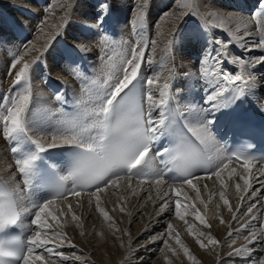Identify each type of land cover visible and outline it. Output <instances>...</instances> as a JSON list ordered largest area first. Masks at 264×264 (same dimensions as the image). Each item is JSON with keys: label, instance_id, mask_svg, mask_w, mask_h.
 <instances>
[{"label": "bare ground", "instance_id": "6f19581e", "mask_svg": "<svg viewBox=\"0 0 264 264\" xmlns=\"http://www.w3.org/2000/svg\"><path fill=\"white\" fill-rule=\"evenodd\" d=\"M26 1L27 0H1L0 3L4 4V7H12L15 3H18V5L27 4L28 6L34 7L32 6L34 3L31 0ZM52 1H46L49 6H47L48 8L46 11L41 10V17L38 19L39 22L37 21L40 25V29L37 34H35L32 41L24 45V49L20 52V54L16 51L18 46H16L15 42H13L12 35L6 31L8 30V27L3 24L5 23L4 19L0 17V73L3 71L6 72L7 69H10V54L16 55L14 60L23 56L22 62H30V64L37 63V61H39V56L42 57L44 54L43 52L45 51L44 48L52 41L53 36L55 37V35H57L56 31L58 30L62 19L66 16V12H68L71 8L74 0ZM230 1L232 0H148L147 6L144 9H141L139 6L130 12L132 14L129 19L136 20L134 19L135 17H138L139 19L140 12L143 11V16L148 15V19L151 24L153 21L154 28L151 36V54L153 57V63L156 67L160 62L169 75V77L164 78L163 75L156 73L153 76L154 83L150 89H146L145 82L142 83L143 93H145L146 90H150L154 99L159 102L161 92H163V99L166 104L165 96L167 92L173 91L174 89L178 107L180 112H185L184 118L185 122L188 124H193L197 120L203 123L211 121L210 129H212V125L214 123L213 120L221 108L223 97L221 94L217 97V101L206 102L208 95L216 91L215 88L209 85V81L215 79L219 87L222 88L225 85H228L229 83L224 82L217 76V73L221 71L229 74L243 75L244 77H248L251 72L256 76L257 87L254 89L249 88V91L256 102L257 108L264 115V64L252 66L249 63V61L254 57L264 56V44L258 43L260 39H264V9H259L262 10V12H258L255 15L254 20H252L250 16L244 15L241 11L239 12L238 10H235L237 6H250L255 0H244L240 3H237L239 0H234L235 6H230ZM89 2L90 1L88 0L77 1L76 12L72 15L74 18L80 20L78 23L85 21V23L87 22L90 24V21H87V19L84 18L92 16L95 10L93 7L94 5ZM143 3L144 0H138L137 3H134L132 0L111 1V8L116 13L115 17L117 22L120 23L116 26L118 34L122 33V37L119 36V38L115 41L117 45L116 48H118L119 51L120 49L125 50V48L128 50L129 46L126 44L125 37L123 36L125 34V29H127V26L124 27L122 23L128 15L126 12H128L129 7L133 8ZM194 4L195 6H193ZM190 6L195 7L197 11L194 12L193 22L194 20L195 22H192L193 25L199 21L202 22L204 26H207V31L209 30V32L212 33V38L216 39L215 41L220 40L222 43H226H223L222 47H218L216 44H214V46H212V44L209 46L208 43V45H206V40L202 37V41L199 43L200 47L198 44L195 48L199 49L196 50L194 49V41L196 40L191 38L193 34L192 32H189L191 31V27L189 26V31H187L188 37L183 38L182 41H178L176 43L174 46L175 50L173 56H171L168 53L171 42L170 39L173 36V33L179 28L178 24H180L181 21H183V19L188 15L189 11H187V9ZM160 7L165 8L164 12L161 17L154 20V17L157 15V11H160ZM181 10H183V14H181ZM244 10L246 11L247 9ZM29 11L35 13L34 11L36 10L32 9ZM139 21L140 20L137 22L139 23ZM78 23L74 26V30H72V32L70 31L71 34L69 36L71 38L76 37L75 40H80L73 42L86 50L85 52H87L89 58V62L85 61L86 65H91L92 62L96 64L99 63L100 57L97 55H104V61L100 59V64H97L96 67L94 65V72H96L97 77L94 76L95 78L93 77V79L89 77V80L90 78L93 80L92 83L89 82L90 84H83L82 87H72V89H70V93L78 99V102H82L84 106L85 103L95 102L96 98L98 99V94L102 93L107 85L115 82V80L112 79H116L118 76V66L114 65V63L125 58L123 56L119 57V55L114 60L110 59L107 55L106 57V46L109 45L102 43V39H100V43L97 39L89 37L88 34L86 35L83 31L81 32L78 28ZM128 23L129 22H127V24ZM141 24L142 22L140 25ZM208 24L212 26H209ZM256 27L259 31L255 30ZM221 30L227 31L226 33L229 34L233 42L230 38V40L224 38L226 34L223 32L220 33ZM249 32L251 34L246 35V33ZM153 41L155 42L154 45ZM254 43L259 44V46L252 47ZM216 46L218 48H216ZM213 47L215 49L214 56L212 55ZM54 48H52L53 50L49 52H55ZM200 49H205L203 51L205 56L203 57L201 66H198L196 53H200ZM92 52L93 54L95 53L97 59L96 60L94 58L95 61L91 59L92 57H95L94 55L92 56ZM221 53L224 54L223 59L217 63V59ZM53 54V59L47 60L49 70L59 79L66 81L68 86L69 84L72 86V81L70 80L71 82H68V75L70 74L68 72L74 71L75 67L68 64V68H63V64L60 61L61 59H58L59 54ZM240 58L245 61L243 65L239 63ZM111 60L117 61L110 64ZM112 65L115 66V69L111 67ZM220 66L221 69L219 68ZM19 67L20 65L16 66V68ZM120 67L121 66H119V68ZM12 70L16 72L15 68ZM34 70H37V68H34L33 71ZM174 70L177 72V75L174 78V82H172L171 76L172 71ZM77 71L78 69H76V72ZM205 71H207L208 75L204 74ZM138 75L143 78L146 76L142 70L138 72ZM106 80H110V82H106ZM247 82L249 87L252 81L249 79ZM165 83L168 84L167 88L164 87ZM233 83L235 82H232L231 84ZM37 87H40V89L36 90L34 99L37 107L34 108L33 112L26 117V126L33 133H53L57 128H55L54 124H52L51 118L53 116L50 113H55L56 103L52 101V94L49 93L46 88H43L42 86ZM97 103L98 102L96 101L95 104ZM165 104L164 107L166 108ZM144 106L147 107L146 104H144ZM159 111V108H153V116H157ZM35 112L37 113L33 114ZM76 116L77 117L73 122H90L86 120L84 113L81 111H79ZM33 119L34 121L31 123ZM216 141L219 144V151L214 150L210 153L212 157V167H214L220 159H223L226 156L223 153L219 140L216 139ZM6 145L7 144L4 140H2V137H0V173L8 180L12 188L23 189V192H16V197L18 205L21 209L20 226L25 232V235H27V240L29 236L28 227L30 223L28 215L30 208L36 210L38 205L35 204L37 203L36 201L31 203L30 192L23 188V183L20 179L19 173L10 174L13 173L12 165L16 157H12L10 155V144L7 145V148ZM29 147L31 148L23 156V158L33 155L37 158L38 152L35 145L30 144ZM57 148L58 147L48 149L45 151V156L56 166H60L62 165V162L58 159L56 154ZM12 158H14V160H12ZM151 158H149L148 161L151 160L152 162L153 158ZM35 163L36 161H34V165ZM151 166L154 168L152 163ZM154 169L159 171L156 167ZM228 169H233L234 174L231 178H229ZM241 172H244L245 175L249 177H255V180H250L251 188L248 191H243V179L235 175V173ZM262 172H264V164L260 162L252 163L251 166L248 167L247 165H241L233 160L228 162V168L221 173V179H218L215 176H211L209 178L208 175H203L202 179L193 180V183H195L196 187L199 189V198L196 196V191L188 185L185 184L181 188L180 199L182 203L185 198H187V202L194 205L197 210L196 205L201 201H205L208 204H213V202H215L217 206L215 209H218L219 206V212L221 210L227 212L229 219L231 218V220H233V226L225 228L224 231L222 229L216 245L217 250H222V252L225 253L224 257L216 258L212 264H254L257 256L262 251L258 239L255 243L250 244L248 239H246L249 234L245 236L246 233L251 230H256L257 236H259L261 234L260 229H264V187H261L260 184L257 183V181L264 179V176H261ZM179 181L180 180H175L174 182ZM235 183L241 184L243 192L242 199L236 191ZM222 184L224 185L223 187ZM163 188L164 185H149L147 178H145L143 182L136 178L131 180L125 178L117 181V186L115 188L109 186L103 191L97 193L100 198V208H103L108 213V216H110L109 213H111L112 216H115L116 219H112L115 222L105 219L103 214L99 211L97 208L96 195L89 197L86 193H81V195L77 197L70 194L66 199L55 200L50 208L56 211L59 216V222L50 221V223L53 226V230L59 232L63 236H66L67 239L63 242L59 240L53 241V243L57 246V250L63 253V259L55 254L50 257L52 260H49V257H46V259L49 262L55 261L60 264H161L164 260L163 253L166 249H168V247H164L162 254H159V259H151L155 248L160 246L161 240L164 239L166 242L170 236L175 238V235L177 234H174V232H176L174 229L169 232L166 227V218L169 220L171 217L175 216V200L177 197L174 191L168 193V195L172 197L168 204V208H166L163 212L158 210L161 204V201L157 198L158 192L162 191ZM253 189L255 190V195L251 196L250 199L249 196ZM69 190L71 189H68L67 191L70 192ZM221 191L224 193V198L229 200V205H225L223 203V199H221L220 196ZM42 200H44V196H42ZM46 202L47 200H45L43 204ZM250 203H254L255 206L252 211L248 213L246 212V209ZM27 204L30 205V207H28ZM116 205L119 210H117L116 214H114V210H111L110 212V208L115 207ZM69 206L71 208L70 211L68 210ZM229 207H231V211H229ZM169 209H171V211H169ZM190 213H192V209H188L186 214ZM215 214L216 213L214 212V215ZM74 216L76 217L75 219H73ZM117 216H119V218L121 217V219L126 217V220H123L122 222L128 221V225L126 226V223L122 224V222L117 219ZM109 218L113 217L110 216ZM137 220H139V222L135 223ZM230 223L232 222L230 221ZM170 224L172 225L173 223ZM203 230L205 229L203 228ZM203 230H200V233H204L205 231ZM193 236L194 235H192V237ZM200 241L201 240L199 239V242ZM202 242L204 241L202 240ZM166 244L169 245V243ZM245 247L250 248L251 253L245 252L242 256L230 255V253L235 252L236 249Z\"/></svg>", "mask_w": 264, "mask_h": 264}, {"label": "snow or ice", "instance_id": "6c2138e0", "mask_svg": "<svg viewBox=\"0 0 264 264\" xmlns=\"http://www.w3.org/2000/svg\"><path fill=\"white\" fill-rule=\"evenodd\" d=\"M148 0L140 5L141 9L147 6ZM195 9L191 14H194ZM183 14V10H181ZM139 19L143 21V11L140 12ZM251 33H246L250 35ZM226 43V42H223ZM223 43L220 40L216 41L218 47H222ZM155 42L153 41V45ZM259 44H264V39L259 41ZM259 44L254 43L252 47H258ZM148 48L147 43H137V47L133 48L129 57L123 61L121 75L115 79L114 83L107 85L105 90L98 95V103L93 110L87 115L91 117L90 122H69L63 127H57L53 133H33L26 124V116L29 110L30 96L28 88H24V94H19V91L13 93L10 97H6L5 115L0 117V137H5L10 140H16L21 136H27L38 153H43L50 148H56L67 145H75L81 149L79 157L76 162L74 170L70 175L62 177L60 190L57 198L51 199L39 206L35 212L31 224L35 227L30 231V235L26 240V244L22 247H6L3 241H0V264H48L46 257H52L53 254L64 258L63 253L57 250V246L53 241H65L66 236L53 230L50 221L59 222V216L56 211L52 210L50 206L56 199H66L68 195H75L79 197L81 193H86L89 197L96 195L97 208L103 214L105 219H109L108 213L99 206V195L97 193L103 191L109 186L115 188L117 181L122 179L138 178L141 182L147 178L149 185L155 184L157 186L164 185L162 191L158 192V199L161 201L159 211L163 212L168 208V204L172 197L168 195L169 192L174 191L177 199L175 200L174 215L181 220L185 219L188 209H192L195 218L201 223H205V218L199 211L195 210L194 205L187 202H181V188L183 185H188L196 191V196L199 198L200 192L193 183V180H200L201 175H193L188 173L189 168H199L201 165L211 161L210 153L212 151H219V144L217 143L213 133L211 132V121L207 123L197 120L193 124L185 123L187 135L183 132H177L179 137L176 147L173 149V165L169 166V161H162L165 168L157 171L152 168L151 160L145 162V158L149 156L152 151V142L157 136L164 134L171 130L178 118L183 116V112H176L173 114H166L164 107V93L161 92V98L157 102L150 90H146L143 96H133L127 104L125 100L132 92L133 81L136 80L141 64L146 63L145 49ZM223 53L217 59V63L223 59ZM23 56L16 59L14 63L10 64V70L15 68V83L20 85L21 81L27 83L26 76L30 71V62H22ZM239 63L243 65L245 61L240 58ZM249 63L252 66L257 64H264V56L254 57ZM20 65L19 68H16ZM208 75L207 71L204 73ZM217 76L226 83L232 82H247L251 80L252 83L249 88L257 87L256 76L249 73L248 77L243 75L229 74L226 72H219ZM153 79L145 81L146 89H150L153 85ZM209 85L216 89L212 94L208 95L206 102H215L219 97L223 88L219 87L215 79L209 81ZM23 87V86H22ZM165 88L168 84L165 83ZM127 90V91H126ZM244 89L240 88L243 93ZM59 100V95L56 96ZM143 101V102H142ZM144 104L147 107H144ZM153 108H159L160 111L157 116H153ZM192 111V110H189ZM95 130V131H93ZM12 153L17 152V148L11 149ZM169 153V149L165 148L161 152L153 154L154 156H163ZM35 155L27 158H15L13 173H19L20 179L25 188L30 187L31 178L34 170ZM240 162L239 157L225 156L220 159L211 171L207 173L209 178L215 176L221 179V173L228 168L229 161ZM248 167L251 166L247 159L243 162ZM140 166V167H138ZM145 168L150 169V173L145 172ZM229 178L232 177L233 169H228ZM169 172L179 173L183 176L179 182H171L166 179V174ZM243 179V191H248L251 188L250 180H255V177H249L244 172L235 173ZM264 176V172L261 173ZM72 178L73 187L71 191L64 190V182ZM261 187H264V179L257 181ZM95 186V187H93ZM224 185L222 184V187ZM235 188L240 198H243V192L240 183H235ZM91 189V191H88ZM23 192V189L13 188L12 192L8 193V198L0 201V231L7 227H14L18 225L20 214L17 211L15 201L12 198L16 192ZM255 195L253 189L249 198ZM221 199L225 205H229V200L224 198L223 191L220 192ZM203 203V201H201ZM254 203H250L246 212L250 213L254 207ZM183 209V211H182ZM28 211L27 209H25ZM69 211L71 210L69 206ZM229 207V211H231ZM171 211V209H169ZM76 217L74 216L73 219ZM223 223V221H222ZM169 232L172 231V225L168 224ZM188 231H192L189 227ZM239 231V230H238ZM260 235L257 236L256 230H251L246 237L249 243H255L257 239L260 242L262 251L257 256L254 264H264V229H260ZM176 242L182 244L179 235H175ZM208 239L213 244H217L211 236ZM204 245L201 244V247ZM185 254H189L187 247H184ZM251 253L250 248L236 249L230 255L242 256L243 253ZM190 259H194L190 256Z\"/></svg>", "mask_w": 264, "mask_h": 264}, {"label": "rangeland", "instance_id": "374dc122", "mask_svg": "<svg viewBox=\"0 0 264 264\" xmlns=\"http://www.w3.org/2000/svg\"><path fill=\"white\" fill-rule=\"evenodd\" d=\"M27 1H30V0H27ZM31 1L34 3V5H32L34 7L28 6L27 4L26 5H24V4L18 5V3L13 4L12 7L11 6L4 7L5 5L0 3V17H2L4 19L5 23H3V24H5L6 27H8V30H6V31L12 35L13 42H15L16 46H18L17 50H16L18 52V54H20V52L24 49V45L31 42L33 37L35 36V34H37V32L39 31L40 25L38 23L39 22L38 19L41 17L40 12H41V10L46 11V9L48 8L47 6H49L48 2L52 1V0H31ZM46 1H48V2H46ZM77 1L78 0H74L72 2L71 8L68 10V12H66V14H65L66 16L62 19V22H61L60 26L58 27V30L56 31L57 35H55V37L53 36L52 41L50 43H48L47 46L44 48L45 51L44 52L42 51L44 53L42 55V57L43 56H45V57L42 58L41 56H39V59H38L39 61H37V63H35V64L31 63L30 64L33 67L35 66L34 68H37V70H34V71H36V72H34L33 71L34 68L32 66H30V71L26 76V79H27L26 84L24 83V81H21L20 85L15 83V75H16L15 73L16 72H14V70H12V69H11V72H10V69H7L6 72L3 71L2 73H0L1 74V76H0V107L1 108L0 109H6L7 105H2V104H6V103H2L4 100H6L5 99L6 97H10L13 93H16L17 91H19V94H24V88L25 87L28 88V90H29L28 94L30 96L29 110L27 113V116H28L29 114H31L33 112L34 108L37 107V104L34 102L36 90L40 89V87H37V86H42L43 88H46V90L49 93L55 91V89H57V88H60V90H62V92L64 94H65V88L69 93V92H71L70 89H72V87L78 88L79 86H81V87L83 86V85H80L83 82L81 75H79L78 71L76 72L77 66H74L72 63L76 62V61H79V62H83L85 60L88 61V59H89L88 54H87V52H85L86 51L85 49L81 48L78 44H75L73 42V41H80V40H75L76 37L71 38L69 36L71 34L70 31L72 32V30H74V26L77 25L78 21H80L79 19L74 18V16L72 15V14H75V12H76ZM88 1H90L94 5L93 7L95 9L92 16L84 17L87 19V21H90V24H88L87 22L85 23V21H81L78 23L79 27L78 26L77 27L81 30V32L83 31L86 35L88 34L89 37L97 39V41H99L100 43H101L100 39H102V41H103L102 43L109 45V46H106L107 47L106 48L107 53H105V56L107 55L108 57H110V59H113V60L116 59V57L118 55H119V57L123 56L125 59H127L129 57V55H130L129 53H131L132 49L137 47L138 42L140 44L147 43L148 48L145 49V59L147 62L146 63L142 62L141 68L139 70V71L142 70L146 75V76H144L145 79L142 77V83H144L145 80H147V79H154L153 76L156 73L163 75L164 78L169 77L167 70L164 69V66H162L160 64V62L158 63V66H156V67H155V64L153 63V57L151 54V46H152V41H151L152 37L151 36H152L153 28H154L153 27V24H154L153 21H152V24L149 22L148 15L143 16V21H142L141 25H140L141 20L138 19V17L134 18L136 20L129 19L131 17L130 15L132 14L130 12H132L133 10L138 8L140 6V4L138 6L133 7V8L129 7L128 12H126L128 15L125 18V21H123L122 23H123L124 27L127 26L126 27L127 29H125V34L123 36L125 37L126 44H128L129 46H128V50L125 48V50L120 49V51H119V49L116 48L117 45H116L115 41L117 40V38H119V36L122 37L121 36L122 33L118 34V31L116 28V26H118V24H120V23L117 22V19L115 17L116 13L111 8V1L112 0H93V1L88 0ZM132 1L134 3H137L138 0H132ZM242 1H244V0H239V1H237V3L238 2L240 3ZM0 2H1V0H0ZM263 3H264V0H263V2H262V0H259L258 2H257V0H255L253 3H251L250 6H246L247 8L244 7L243 5L240 7L237 6L238 9L236 8L235 11H237V10L239 12L241 11L242 13H244V15H248V16H250V18L252 20H254L255 15L259 11L262 12V10H259L256 13V10H257L256 8L260 4L262 5ZM193 6H195V4ZM230 6H235L234 0L230 1ZM252 8L254 10H253V12L250 13ZM32 9L36 10L37 12L36 11H34L35 13H33L32 11L30 12L29 10H32ZM164 9L165 8L160 7V11L159 12L157 11V15H156V17H154V20L155 19L157 20L158 17H161V15L164 12ZM193 9H195V7L190 6L187 9V11L192 12ZM244 9H247V10L245 11ZM261 9H264V8H261ZM248 10H250V11H248ZM195 11H196V9H195ZM189 12H188V15L183 19V21H181V23L178 24L179 28L173 33V36L171 37L172 40L170 39V41L173 44V47L176 45V43L178 41L180 42L183 40V38L188 37L187 31H189L188 30L189 26L191 27V31H189V32H192V34H193V36L191 38H194L196 40V41H194V49H196L195 47L198 46L199 43H201L202 37L204 40H206L205 41L206 45L209 44V46H210L211 45V39H212V33L209 32V30L207 31V26L206 25L204 26L203 23L200 21L197 22L195 25H193V23L195 22V20L193 22V19H194L193 16L195 13L191 14ZM89 17H91V18H89ZM138 20H140L139 23L137 22ZM201 21H203V20H201ZM127 22H129V23L127 24ZM208 25L212 26L210 24H208ZM203 26H204V28H203ZM59 28H61V29H59ZM255 30L259 31V29L257 27L255 28ZM221 32L226 34L224 36V38H226L227 35L229 36V34L226 33L227 31L221 30L220 33ZM21 33H25V35H27V36H23ZM215 36H216V33H215ZM220 36H221V34H220ZM197 38H198V41H197ZM227 39H229V38H227ZM230 39H232V38H230ZM0 40H1V38H0ZM127 40H128V42H127ZM54 46H55V48H54ZM199 47H200V44H199ZM236 47H237V45H236ZM52 48H54V50H55V52H53V53L59 54L58 59H61L60 61L63 64V68L64 67L68 68L67 67L68 64L75 67L74 71L68 72V73H70L68 75L69 76L68 82L72 81L71 82V83H73L72 86L70 84L68 86L66 81L59 79L58 77L55 76V74H52V72L49 70V67L47 65V62H48L47 60L53 59V57H54V56H52L53 53H50L53 50ZM74 48L77 49V51ZM216 48H218V47L216 46ZM198 49H196V50H198ZM174 50H175V47H174ZM204 50L205 49L201 50L200 53H196V57H197L196 61H197L198 66H201V62L203 61V57L205 56V54L203 52ZM121 52H123V53H121ZM214 53H215V49L213 47V51H212L213 56L215 55ZM93 55L95 56V53L93 54V52H92V56ZM15 56L16 55L10 54V61H11L10 64L15 62V60H14L16 58ZM48 56H50V57H48ZM97 56L100 57L99 63H97V64H100L101 60L104 61V57H103L104 55H100V56L97 55ZM94 58L96 59V56L92 57L91 59H93L95 61ZM125 59H122L119 61L115 60L117 62L111 60V62H110V64L115 62L114 65L118 66V70H117L118 76L117 77H119L121 75L120 69L124 66L123 61ZM62 60H63V62H62ZM41 63L43 64L44 68H39L41 66ZM92 63H91V65H86L87 67H90L89 68L90 72L93 71L92 75L89 76V73H87L85 71H83V72L80 71L85 76H88V84H90L89 82L92 83V81H93L92 79L94 76L97 77L96 72H94V65L96 67L97 64L94 62H92ZM36 64H37V67H36ZM62 64H61V66H62ZM114 65L111 66V67H113V69H115ZM119 66H121V67L119 68ZM69 69H71V68H69ZM89 77H91L92 79L90 78V80H89ZM112 80H115V79H112ZM106 82H110V80H106ZM34 83L35 84L37 83L36 86ZM64 86H65V88H64ZM67 87H69V88H67ZM52 89H53V91H52ZM71 102L75 106L78 103V99L74 96V98L71 100ZM55 106H56L55 113L54 114H53V112L50 113L54 118L57 116V109L59 108V107H57V105H55ZM36 113L37 112H35L33 114H36ZM53 117L51 118V121L53 123H56V121ZM33 121H34V119L31 121V123H33ZM64 121L67 122V118H65ZM21 137L24 138L25 136H21ZM2 140H4V142H7L10 139L2 137ZM11 146L12 145L10 144L9 145L10 149H11ZM6 148H7V145H6ZM22 149H24V148L19 146V148L17 150L22 151ZM12 160H14V158H12ZM196 207H197V211H199V213L202 216H204L206 224L200 223L199 220H197L195 218L193 211L190 214H186L184 220L178 219V217H176V216L171 217L169 220H168V218H166V227L168 224L173 223L172 229H174L176 231V232H174V234L177 233L179 235V238L182 241V244H178L176 242V238H174L172 236H170L166 240V242L163 239V240H161L160 246H158V248H155V251L153 252L151 259H157L159 257V254H162V250H164L165 246L168 247V249L165 248L166 250L163 253L164 254L163 262H165V263L162 262L161 264H212L216 258H218V257L223 258L224 257L225 253L222 252V250H219V249L217 250L216 249L217 244H213L212 241H210L208 239V236H211L215 241L216 240L218 241L219 236H220V232L222 231V229L224 231L225 228L233 226V220H231V218L229 219V215L227 214V212L222 211V210L219 212V210H220L219 206H218L219 210L215 209L217 207L215 202H213V204H208L207 202L203 201V203L202 202L198 203L196 205ZM111 210H114V214H116V212H117V210H119V208L116 205L115 207L110 208V212H111ZM214 212L216 213L215 215H214ZM109 215L111 217H113V218H109L110 221H114L112 219H116V217L112 216L111 213H109ZM117 219H119L122 222L123 220H126V217L124 219H121V217L119 218V216H117ZM222 221H223V223H222ZM230 221L232 223H230ZM137 222H139V220L135 221V223H137ZM116 223H117V221H116ZM123 223L124 224L126 223V226H127L129 222L124 221V222H122V224ZM182 224H184V225H182ZM189 227L192 228L191 232L190 231L188 232ZM203 228L205 230H203ZM200 230H203L205 232L200 233ZM128 233H131V232H128ZM248 234H249V232L246 233L245 236H247ZM192 235H194V236L192 237ZM199 239L201 240L200 241L201 243L199 242ZM202 240L204 242L207 241L208 243L206 242L207 243L206 244V243L202 242ZM166 243H169V245H167ZM170 244H171V246H170ZM201 244H203L204 246L201 247ZM184 247L188 248L189 254L194 259H190L189 255L185 254ZM198 258H199V260H198ZM48 259L52 260V258H48ZM190 261H193V262H190ZM48 263L49 264H54V263L60 264V263L55 262V261H51V262L48 261Z\"/></svg>", "mask_w": 264, "mask_h": 264}]
</instances>
